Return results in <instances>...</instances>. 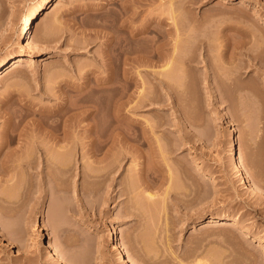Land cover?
I'll return each instance as SVG.
<instances>
[{
  "label": "rangeland",
  "instance_id": "obj_1",
  "mask_svg": "<svg viewBox=\"0 0 264 264\" xmlns=\"http://www.w3.org/2000/svg\"><path fill=\"white\" fill-rule=\"evenodd\" d=\"M37 2L0 0V63L20 56L0 73V159L31 140L55 149V133L75 145L68 171L47 181L33 170L23 200L3 205L0 264H59L51 245L64 264H123L113 227L134 264H264V0H54L32 23L30 49L22 22ZM142 26L108 73V40ZM108 74L113 92L97 82ZM232 122L258 191L230 158ZM95 130L106 144L92 154ZM111 156L119 163L103 183L84 177ZM145 167L157 175L137 193ZM121 180L136 187L125 189L135 206Z\"/></svg>",
  "mask_w": 264,
  "mask_h": 264
},
{
  "label": "bare ground",
  "instance_id": "obj_2",
  "mask_svg": "<svg viewBox=\"0 0 264 264\" xmlns=\"http://www.w3.org/2000/svg\"><path fill=\"white\" fill-rule=\"evenodd\" d=\"M53 2H54V0H38V2L31 7L28 14L24 17L23 22H22L23 26H22L21 31H22L23 35L25 36V46H27V48L31 49L34 47L33 41L28 36V33L32 27V23L38 18L40 13L42 11H44L46 8H48ZM170 2H169V4H170ZM120 25H122V24H120ZM145 30L146 29L144 28V26H142V28L140 27L137 29L133 28L132 30H130L128 32H127V30L121 31L119 29V30H117V33L115 35H113L108 40V42L106 44V48H107L106 54H107V59H108L107 65L109 68L108 73L111 74V72H112L110 70V68H111L110 66H111L113 61L119 60V59L126 61L128 59V55L130 54V52L133 51L132 44H131V43H133L132 40L135 38L136 35H139V34L145 32ZM141 53H143V54H141V56L143 58H145L146 57V49L144 48L143 52L141 51ZM160 55H161V53H160ZM18 60H20V56H18V54H16V53L9 54L8 56H6L3 59V61L0 63V73L3 72L4 70L9 69L10 67H12L15 64V62ZM169 63H170V60L168 62H166V64L161 68V71H162V69H163V71H166L168 69L167 67H170ZM164 68H166V69H164ZM128 70H129V68H124L123 72L125 74H127ZM110 74H108L107 76H105L102 79L100 78V80L98 79L99 81L97 80V82L105 83V84H107V83L109 84V82H110V84L108 86H99V87H100V89L107 88L108 90L113 92V91H115V81L113 80L114 79L113 76L111 75L112 76L111 77ZM158 80H159V83L161 86H166L167 88L169 87L168 89L172 92H173V90L176 91L178 88V87H176V85L175 86L173 85L174 83L172 84L170 81H168L169 79L167 80V78H165V79L159 78ZM100 83H98L96 85H99ZM173 87H176V90L173 89ZM62 112H64V109L63 110L59 109V110H55L53 112H50L51 113V115H50L51 116V122H53L52 126L54 129L56 127H58V125L60 123V119H62V116H61V114H63ZM224 116L226 118L229 117V115L226 111L224 112ZM231 124H232V127L230 128L229 134L227 136V146L229 149L230 158L235 163L239 174L243 177L244 180H246L248 182V185L250 186V188L254 191H258L257 186L254 183L250 182L246 178L244 168L238 159L237 147H236V145H237V130H236L234 122H232ZM56 130H57V128H56ZM99 133H97L95 130V132L93 133L94 135L92 136L93 139H90V143L94 144L93 148H91L92 154H94L96 152V150L101 146L102 142H104V144H106L105 143L106 139L103 137V135H101V137L104 138V141L102 139H100L101 137L99 136L100 135ZM53 134L54 133H52V135ZM71 140H73V139L69 140L66 135L62 134L61 136H59V135H57V133H55L51 138V143L58 145V147L55 149L54 148L50 149L47 147L45 148V147H43V146H45V144L42 143L43 144V146H42L41 142L39 143V142H35V141L31 140V141H29V143L32 142L31 144L32 145L34 144L33 148L31 146L32 150H29L31 148H28V149L26 148L24 151H17L16 150L11 154H4L3 157L0 159V211L5 206V203H17L21 199L23 200V198L26 196V194H28V192L30 191L31 187L34 184V181L32 180V178L30 176L32 174V172H34L33 170H36V169L38 170V168L43 169L44 173H45V179L47 181H50V179H53V178H51L53 172L63 174V172L68 171V168H69L68 163H67L68 162V155L70 154V152L71 153L74 152L73 149H74V145H75V143H73ZM70 141L74 144L73 149H72V147L67 148V144H68V142L70 143ZM7 145H8V141L5 138L4 139L0 138V153L3 149V147H5ZM72 150H73V152H72ZM116 157L117 156H111L109 158L111 160L105 161V165L102 164L100 166L101 169L98 168L102 172H97L96 174L95 173L90 174V172H88V173L82 172V174L84 175V177L86 175H87V177H91V176L94 178L100 177V180L97 179V181H100V183H103L104 181L102 182L101 178L103 180L109 178L108 173H110V172L112 173V171L115 170V166L118 165V164H115V162L118 161V159ZM42 158H45V160L42 161ZM114 158H116L117 160ZM117 163H119V161ZM20 168L25 169L24 171L26 172V174L29 177V179L26 182L23 181L24 178H22L23 179L22 180V179H20L21 177L20 178L18 177L19 175L17 174V172H19L18 170ZM40 169H39V171H40ZM99 170H97V171H99ZM55 174L53 173L54 176H55ZM82 174H81V176L83 177ZM154 174H156V173L154 172ZM56 175H58V174H56ZM95 176H97V177H95ZM147 176L155 177V176H153V173L151 172L150 168L148 169L145 167L144 169H141V171H140L141 181L139 180L140 184L137 185L139 190L138 189L135 190V191L138 190L137 193L139 191H141L142 188L143 189L146 188ZM112 179H114L113 176H112ZM92 180H94V179H92ZM122 182L124 183L123 187L121 186L122 189L120 188L122 190L121 191L122 193H124L125 191L127 192V190L129 191L131 188H133V189L136 188V187L135 188L134 187L129 188L130 184L125 185L126 184L125 180H121V182H119L120 185L122 184ZM81 185H82V183H81ZM130 186H132V185H130ZM139 186H140V188H139ZM126 188H127V190H125ZM11 189L13 191H11ZM17 189L18 190L21 189V192L20 191L18 192ZM133 189L130 190L129 192L132 193L131 191H133ZM16 192H18V193L16 194ZM126 192L124 194L126 196L130 197L129 200L131 201V196L127 195ZM146 192H148V191H146ZM130 193H128V194H130ZM143 195L145 196V197L143 196L144 197L143 199H145V201H146V198H148L150 200L153 199L155 194L151 193V192L145 194V192H144ZM135 196L133 195L132 198H135ZM132 202L134 203V200L131 201V203ZM132 204H131V206H132ZM133 206H135V203L133 204ZM1 212H0V214H1ZM226 221H227L226 218L225 219L222 218L220 223L226 224L227 223ZM210 222L211 223L215 222V218H210ZM110 237L116 243L114 245V247L118 251L119 258L121 259L122 263L123 264H134L128 259L123 248H121L120 242L117 241L116 227H113V230L111 232ZM48 253H49L50 257L52 259H54L57 263L64 264V263L59 262V260H58V257H61V256H60V252L56 246L51 245V248L48 250ZM180 264H182V263H180Z\"/></svg>",
  "mask_w": 264,
  "mask_h": 264
}]
</instances>
